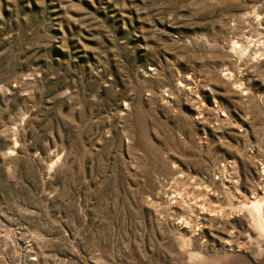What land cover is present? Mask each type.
I'll list each match as a JSON object with an SVG mask.
<instances>
[{
  "label": "rangeland",
  "instance_id": "374dc122",
  "mask_svg": "<svg viewBox=\"0 0 264 264\" xmlns=\"http://www.w3.org/2000/svg\"><path fill=\"white\" fill-rule=\"evenodd\" d=\"M258 220L264 0H0V264H264Z\"/></svg>",
  "mask_w": 264,
  "mask_h": 264
},
{
  "label": "bare ground",
  "instance_id": "6f19581e",
  "mask_svg": "<svg viewBox=\"0 0 264 264\" xmlns=\"http://www.w3.org/2000/svg\"><path fill=\"white\" fill-rule=\"evenodd\" d=\"M236 43H237V41H234L233 42V49L235 48L237 51H238V53L240 52V54L241 53H244V51H245V47L244 46H242V45H239V47L236 45ZM247 50V49H246ZM245 54V53H244ZM263 203V202H262ZM261 203H257V204H255L254 205V208H255V211H256V215H257V217H258V219H261ZM258 221H260V220H258ZM260 223V226L262 227V229H263V231H264V224L260 221L259 222ZM259 225V224H258Z\"/></svg>",
  "mask_w": 264,
  "mask_h": 264
}]
</instances>
